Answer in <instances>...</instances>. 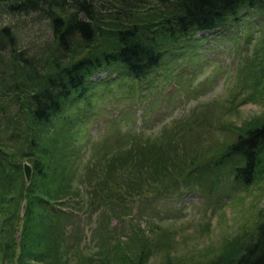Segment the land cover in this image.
Listing matches in <instances>:
<instances>
[{"label":"trees","instance_id":"1","mask_svg":"<svg viewBox=\"0 0 264 264\" xmlns=\"http://www.w3.org/2000/svg\"><path fill=\"white\" fill-rule=\"evenodd\" d=\"M0 5L10 15L40 14L54 37L47 51L32 54L17 51L9 26L0 28V54L11 49L10 62L0 69V264H149L161 251V239L144 232L125 242L106 234L97 240L96 255L84 253L69 231L74 212L98 201L121 221L145 189L178 185L180 179L205 193L219 188L222 175L227 177L222 190L232 193L264 183V118L225 126L235 139L210 153L180 154L167 147L168 139L133 137L129 148L95 149L82 168L80 139L88 116H74L83 103L92 105L89 83L101 71L117 69L134 83L159 69L171 76L169 60L196 35L220 30L246 10L264 15V0H0ZM259 79L255 97L264 100V75ZM25 162L33 168L30 183ZM167 255L165 264H182ZM191 264H264V213L215 256Z\"/></svg>","mask_w":264,"mask_h":264},{"label":"rangeland","instance_id":"2","mask_svg":"<svg viewBox=\"0 0 264 264\" xmlns=\"http://www.w3.org/2000/svg\"><path fill=\"white\" fill-rule=\"evenodd\" d=\"M4 26L16 36L17 51L41 54L53 43L51 24L40 14L10 15L0 5V28ZM263 46L264 15L246 10L239 20L190 40L188 48L169 60L171 76L159 69L134 83L117 69L95 75L89 83L92 105L83 103L74 115L88 116L80 139L82 168L95 149L124 144L129 148L133 137L149 142L168 139L167 147L190 156L213 152L234 140L225 126L264 118V100L255 97L264 75ZM0 55L2 69L10 62L11 49ZM225 180L222 175L221 186L207 188L206 193L200 187L189 188L182 179L178 185L145 189L130 201L129 215L121 221L95 200L94 206L74 212L72 241L78 238L84 253L96 255L101 236L125 242L144 232L161 239V251L149 264H165L167 254L182 264L215 256L264 213V183L232 193L222 190Z\"/></svg>","mask_w":264,"mask_h":264},{"label":"water","instance_id":"3","mask_svg":"<svg viewBox=\"0 0 264 264\" xmlns=\"http://www.w3.org/2000/svg\"><path fill=\"white\" fill-rule=\"evenodd\" d=\"M24 172L27 182L30 183L33 176V168L28 162L24 164ZM19 239H20V235H19Z\"/></svg>","mask_w":264,"mask_h":264}]
</instances>
